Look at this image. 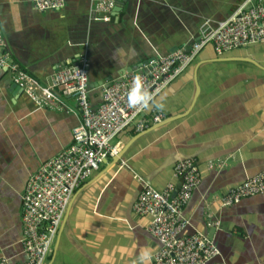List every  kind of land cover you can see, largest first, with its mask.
Listing matches in <instances>:
<instances>
[{"label": "crops", "instance_id": "crops-1", "mask_svg": "<svg viewBox=\"0 0 264 264\" xmlns=\"http://www.w3.org/2000/svg\"><path fill=\"white\" fill-rule=\"evenodd\" d=\"M99 1L66 0L61 11L42 12L32 0H0L12 61L46 85L59 69L87 58L94 108L106 78L186 49L246 0H118L107 22L97 20L104 15L95 11ZM13 76L0 70V257L22 264L27 183L73 143L81 112L73 96L38 108L14 90ZM154 105L163 121L120 133L113 142L120 143V160L108 157L74 192L46 264H151L159 243L134 204L149 182L158 190L169 182L178 188L173 169L187 157L201 182L183 215L189 231L200 230L219 247L221 257L210 264H264V193L222 203L232 186L264 171V44L223 55L207 45ZM152 115L150 106L144 117Z\"/></svg>", "mask_w": 264, "mask_h": 264}, {"label": "built area", "instance_id": "built-area-1", "mask_svg": "<svg viewBox=\"0 0 264 264\" xmlns=\"http://www.w3.org/2000/svg\"><path fill=\"white\" fill-rule=\"evenodd\" d=\"M42 12L61 11L66 0H32ZM117 0H100L95 11L104 13L105 22ZM212 44L218 55L250 45L264 44V0H246L232 15L210 30L190 49L177 51L143 62L131 72L103 85L102 102L94 108L89 99V61L59 69L46 85L14 63L0 24V70L13 72L14 82L20 86L38 106L57 105L60 98L73 96L78 100L81 120L73 128V143L58 155L44 162L33 174L23 194L21 244L25 255L22 264H46L52 251L74 192L110 156H117L120 143H113L126 129L133 127L142 132L150 125L163 121L165 115L158 110L156 98L176 81L200 56L207 45ZM142 84L137 99V86ZM152 108L151 119L144 113ZM124 165V164H123ZM212 168V166H210ZM177 188L169 182L163 190L146 184L134 204V211L150 219L149 232L158 241L151 264H210L221 257L216 242L200 230L193 229L189 218L183 215L185 205L198 188L200 171L193 159L178 161L173 169ZM177 192L175 196L173 193ZM264 193V171L232 186L222 198L230 207L243 199ZM0 264H11L5 256Z\"/></svg>", "mask_w": 264, "mask_h": 264}, {"label": "water", "instance_id": "water-1", "mask_svg": "<svg viewBox=\"0 0 264 264\" xmlns=\"http://www.w3.org/2000/svg\"><path fill=\"white\" fill-rule=\"evenodd\" d=\"M117 1H118V0H117ZM116 11H117V6H115V8L113 9V12H116ZM198 40H199V39H198ZM190 46H191V44H190ZM190 46H188V47L186 48L187 51L190 49ZM178 49H179V47H176L175 49L171 50L170 53H173V52L177 51ZM148 61H149V60H148ZM145 62H146V61H145ZM131 71H133V70H132L131 68H129L128 71H123V72H121V74L119 75V77L122 76L123 73H125V72H131ZM115 79H116V78H115ZM112 80H114V78H112V77H108V78H106L105 81L110 82V81H112ZM103 83H104V82H102V85H103ZM13 88H14L15 91H19V90L23 91L22 88H21L20 86H18L17 84H15V85L13 86ZM125 150H126V149H124L123 151H125ZM122 156H123V153L118 154V155H117V157H118V160H117V161H119L120 158H121ZM186 159H191V158H190V157H187V158H184V159H182V160H186ZM148 184L150 185L151 182H149ZM176 194H177V192H174V193H173V196H175ZM50 264H51V263H50Z\"/></svg>", "mask_w": 264, "mask_h": 264}, {"label": "clouds", "instance_id": "clouds-1", "mask_svg": "<svg viewBox=\"0 0 264 264\" xmlns=\"http://www.w3.org/2000/svg\"><path fill=\"white\" fill-rule=\"evenodd\" d=\"M141 83L140 84H138V86H137V99H142L143 97L139 94V90H140V87H141ZM119 154V153H118Z\"/></svg>", "mask_w": 264, "mask_h": 264}, {"label": "rangeland", "instance_id": "rangeland-1", "mask_svg": "<svg viewBox=\"0 0 264 264\" xmlns=\"http://www.w3.org/2000/svg\"><path fill=\"white\" fill-rule=\"evenodd\" d=\"M112 248H114V246H112ZM46 263H47V261H46Z\"/></svg>", "mask_w": 264, "mask_h": 264}]
</instances>
